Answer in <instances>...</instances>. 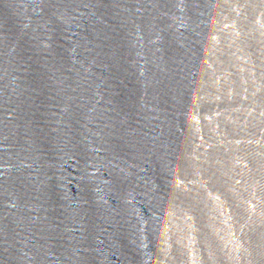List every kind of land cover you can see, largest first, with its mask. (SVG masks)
<instances>
[{"label":"water","instance_id":"water-1","mask_svg":"<svg viewBox=\"0 0 264 264\" xmlns=\"http://www.w3.org/2000/svg\"><path fill=\"white\" fill-rule=\"evenodd\" d=\"M0 264H264V0H0Z\"/></svg>","mask_w":264,"mask_h":264}]
</instances>
